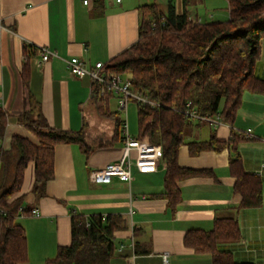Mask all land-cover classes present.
<instances>
[{"label": "crops", "instance_id": "obj_1", "mask_svg": "<svg viewBox=\"0 0 264 264\" xmlns=\"http://www.w3.org/2000/svg\"><path fill=\"white\" fill-rule=\"evenodd\" d=\"M146 1L88 0L84 4L83 0H0V108L6 114L2 149L11 150L16 157L17 151L11 149L14 136L37 144L36 137L17 120L28 108L29 97L38 103L50 127L82 130L90 148L86 154L77 143L55 145L54 176L39 199L32 193L33 163L27 164L20 190L13 195H24V205L39 212L38 216L20 214L16 218L26 234L25 264H46L59 246L69 244L72 213L119 214L125 218V227L114 232L116 248L111 264H163V252L168 253L169 264H213L209 253L194 251L183 238L190 229H212L219 218L236 219L240 231L238 240L222 242L219 249L229 251L235 262L264 264L262 93L245 90L231 124L213 128L207 123L208 130L200 132L199 123L188 134L189 140H207L213 135L227 142L233 134L240 137L236 148L242 169L261 182L259 205L240 206L241 195L234 189L227 146L195 155L186 145L179 147L178 165L195 173L176 181L173 203L164 194L166 165L162 158L154 172L139 173L132 167L129 182L117 177L107 182L91 180L92 171L117 162L122 154L123 138L112 141L115 121L109 115L117 105L111 110L108 100L103 104L108 112L101 110L104 107H100L90 79L71 74L65 60L78 57L92 66L97 61L106 63L128 48L138 37L140 5L152 3ZM206 1H192L187 6L188 17L201 20L195 6ZM208 17L207 21H225L228 9H213ZM25 44L36 48L27 58ZM40 46L56 55L43 61ZM254 73L264 79V38ZM1 178L0 163V182Z\"/></svg>", "mask_w": 264, "mask_h": 264}, {"label": "trees", "instance_id": "obj_2", "mask_svg": "<svg viewBox=\"0 0 264 264\" xmlns=\"http://www.w3.org/2000/svg\"><path fill=\"white\" fill-rule=\"evenodd\" d=\"M192 1L179 0L178 8L174 0L140 5L137 40L104 63V70L128 76L132 88L155 104L137 103L138 132L132 138L162 147L161 158L166 165L164 194L170 203L177 197L176 181L195 173L178 165L179 147L186 145L189 153L195 155L201 150L221 151L227 146L234 189L241 195L240 206H257L262 199L261 182L242 169L236 148L241 138L233 134L227 142L218 141L213 135L207 140H189V132L199 122H193L185 110L195 109L199 114L218 116L222 123L231 124L245 90L264 94V79L254 73L264 38V0H226L229 17L225 21L191 20L187 6ZM35 50L33 45L23 47L26 58L29 51ZM101 87L92 83L102 108L113 95L109 90L100 95ZM28 103L17 120L36 137L37 144L24 137H12L11 149L17 151L16 157L11 150L1 147L6 114L0 108V264L27 261L25 230L16 218L30 214V209L24 205V195L13 197L20 190L27 164L33 163L32 193L39 199L54 176L55 145L77 143L86 154L90 149L82 130L52 128L38 103L30 97ZM101 110L108 112L105 107ZM121 113L118 109L109 113L115 121L112 141L122 138ZM70 222L69 244L59 246L46 264H111L116 248L114 232L125 227V218L119 214L72 213ZM239 238L236 219L219 218L210 230L186 231L183 242L196 252L209 253L213 264H246L235 262L229 251L218 247Z\"/></svg>", "mask_w": 264, "mask_h": 264}, {"label": "built area", "instance_id": "obj_3", "mask_svg": "<svg viewBox=\"0 0 264 264\" xmlns=\"http://www.w3.org/2000/svg\"><path fill=\"white\" fill-rule=\"evenodd\" d=\"M119 2L120 0H116ZM88 0H83L86 4ZM191 20H198L199 18H192ZM41 53V59L46 61L51 55H56L55 52L47 48L38 47ZM69 72L78 77H88L91 84L102 85L99 94L104 95L107 90L115 97L117 109L125 112L129 101H134L139 104H155L148 99L147 96L134 90L128 76L107 73L104 70V63L101 61L95 62L92 66H87L86 63L78 57H71L65 60ZM190 106V102L186 103ZM186 115L190 119L198 121H205L211 127L215 128L222 124L218 116L202 115L195 109L185 110ZM246 137L250 135V129L245 132ZM122 138L123 151L117 162L107 164L105 167L92 171L90 174L91 180L95 182H107L111 177H117L121 181L129 182L131 180V169L134 167L139 173H150L157 169L158 161L162 157V147L159 144L142 143L130 136L126 129L125 119L122 121ZM132 152L134 154L132 155ZM23 208L20 207V211ZM30 214L38 216L39 212L36 208L30 209ZM133 246V244H132ZM168 253H162L163 264H169Z\"/></svg>", "mask_w": 264, "mask_h": 264}, {"label": "rangeland", "instance_id": "obj_4", "mask_svg": "<svg viewBox=\"0 0 264 264\" xmlns=\"http://www.w3.org/2000/svg\"><path fill=\"white\" fill-rule=\"evenodd\" d=\"M167 0H148L146 2H155L160 4H165ZM177 8L179 7V0H174ZM201 2L198 3L195 7L200 12L201 21H207L210 18L208 17V13H213V9L216 12L226 11V1L225 0H207L206 3ZM109 107L111 110L116 108V99L114 96H111L109 99ZM121 116L125 119L126 129L128 134L131 136H136L138 132V124H137V103L134 101H129L126 107L125 112L121 113ZM193 122L197 121L195 119H191ZM200 124V132H205L208 130L207 122L205 121H198Z\"/></svg>", "mask_w": 264, "mask_h": 264}]
</instances>
